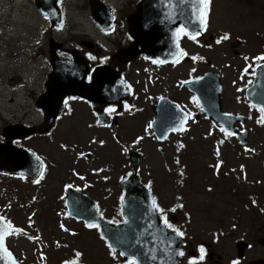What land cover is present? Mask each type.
<instances>
[{
    "label": "rangeland",
    "instance_id": "1",
    "mask_svg": "<svg viewBox=\"0 0 264 264\" xmlns=\"http://www.w3.org/2000/svg\"><path fill=\"white\" fill-rule=\"evenodd\" d=\"M70 1L72 0H68V3ZM76 1L78 7L74 5V1L70 3V9L67 7L68 17L72 5L76 7V15H78L82 0ZM94 1L88 0L90 7ZM88 3H86L88 11L84 9L82 23H80L82 9L78 15L80 29L82 31L86 29V33H90L92 29L90 19H94L92 14L90 13L92 17L89 14ZM34 7L35 4L28 3V0H0V141L2 143L7 142L10 133H23L24 127L34 122L40 123V115L37 113L35 103L42 92V83L46 81L45 71L49 65L48 63L46 66L47 47L54 38L48 31L44 33V37L41 35L40 29H45L47 22L44 23L46 20L43 15H40ZM57 10L59 13L60 10L58 8ZM206 12L208 34L213 35L214 38L219 37L221 43L217 45L212 39L199 46L195 40L192 42L186 40L183 47L191 60L156 70V74L168 72L174 78L169 82L168 93L174 98L180 96L181 104L185 108L186 106L195 108L194 112L198 110V113L200 111L197 105L195 106L194 98L174 84L198 76L211 66L220 67L224 63L235 65L238 60L236 50L255 54L256 57L264 55V52L259 53L264 51V0H208ZM68 17L66 23L71 21L72 27L70 23L66 27H70L72 32L74 21L72 17L70 19ZM80 29L78 32L82 33ZM64 33H68V29ZM64 33H60V37ZM225 36L228 38L222 39ZM60 37L58 41H62ZM128 48H132V43ZM124 53L122 59L125 57ZM122 59L120 63L126 61ZM146 66H149V63L137 59L131 69L139 68L142 71ZM228 70L232 71L233 67ZM140 71L135 74L131 82L140 98L141 109L137 112L136 120L129 124L124 123V132L121 128L118 131L116 127L104 129V199L102 197L101 201L98 200V208L109 219L116 221L121 219L117 208L120 203L119 201L117 203V198L122 194L119 181L131 170L127 152L132 148L141 154L138 167L140 178L150 183L153 195L158 201L162 200L167 205L177 201L184 207L192 232L205 238L216 235L219 243L230 244L235 239H245L253 244L259 243L261 236L264 238V128L250 124L253 132L248 144L243 146L235 143L230 149L223 147L220 153L214 146V130L210 129V123H206V120L190 119L183 134L172 135L163 143L157 142L151 133L148 121L152 119V112L148 111V107L144 110V107L154 102L156 95H167V93L161 90L164 82L159 86H153ZM56 74L57 77L58 73ZM151 89H156L157 93L149 94L151 98L148 99ZM50 101H48L49 107ZM224 106L227 108L226 105ZM62 119L64 117L59 120L60 123H64ZM68 119H65L64 124L71 127L72 123ZM60 123H57L54 129L58 139L60 133L68 132V128L62 131ZM5 129L10 130H6L8 135L3 137ZM44 129H47V126ZM56 129H60V133ZM42 137L44 141L45 137ZM56 137L46 135V141L42 143L38 136V141L30 142L34 148L31 147V150L40 155L41 160L48 155L49 162L44 160L50 163L52 155L58 157L60 150ZM68 138L73 140L69 136ZM62 141L66 143L68 139L64 141L62 138ZM30 143H27L29 149ZM24 146L26 147V141ZM36 148L42 153L37 152ZM60 151L59 155L66 159L70 155L69 151ZM56 157H54L55 161ZM46 173L47 171L44 175ZM57 174L58 167L51 169L50 175L46 177L42 175L44 178L39 179L40 183H30L26 179L23 180V176L18 177L11 171L3 170L0 173V212L9 225L20 228L18 229L20 237L16 236L15 241L12 238L14 243L8 238L7 241L10 243H7V247L9 245L8 248L12 249L15 257L18 255L16 259H20V264H66L72 259L82 264H117L118 255L106 246L98 230L74 219H57L56 210L62 203L59 198V192L62 193L61 189L59 190L60 177ZM99 193L100 191L96 189L92 190V195L95 197ZM58 223L66 228L58 227Z\"/></svg>",
    "mask_w": 264,
    "mask_h": 264
},
{
    "label": "flooded vegetation",
    "instance_id": "2",
    "mask_svg": "<svg viewBox=\"0 0 264 264\" xmlns=\"http://www.w3.org/2000/svg\"><path fill=\"white\" fill-rule=\"evenodd\" d=\"M40 1L45 10H48L53 6V0ZM72 1H74V5L78 7V2L76 0ZM72 1H70V3H72ZM141 1L142 0H95L90 7V3L86 0V3L89 5V14L94 7H99L98 9L102 10L100 3L104 5V24L94 19H90L93 31L90 29V33H86V29H84V31L80 29V23H82V17H84V9H86V3H84V0L80 1V9H82V3H84L82 15H80V9H78L80 23H78V15H76V7H74V5H72V11H74V15H76V21H74V15H72V11H70V17H72V21H74V29H76V32H74V29L70 32V27H72L71 21H68L70 27H66V25H68V23H66L68 9H70V3H68V0H54V5L60 10V21L57 24L51 23L50 18L47 15L42 14L41 10L36 5V0H28V3L31 2L32 5L35 4V10L40 12V15H43L44 20H46L44 23L47 22L45 29H40L41 35L44 37V33L48 31L51 37L54 38L47 47L48 57L44 55L47 59L46 66L48 63L49 65L46 68L47 71H45V75L47 73L45 77L46 81L42 83V92L38 95L37 99L46 92L48 75L53 70L50 62L52 56L58 58L62 62H70L71 65L66 76H57V82H60L61 79L68 80L69 77L71 90L78 91V93L79 91H82L84 95L86 93L88 94V96L71 93L64 94L58 82L57 87L59 99L57 101L61 113L54 117L52 115L48 117L45 111L36 106V109L38 110L37 113L40 115V123H31L33 126L38 127V125H40V127H42V123L44 122V127L47 126V129L42 127L43 132L40 134L35 133L30 136L12 139L14 145L20 146L22 143L21 146L23 147H25L24 142L26 141L25 148H28L27 143L38 141V136H40V141H42V136L45 137L44 141H46V135H48V137H56L54 129L56 128L57 123H60L59 120L61 118L64 117V119H62L64 123L67 118H69L68 121L72 123L71 127H68L64 123H60L62 131L68 128V132L60 133V129H56L61 136L64 135V137H62L64 141L68 139L66 143H63L61 136L60 139L56 137L59 141L58 145L60 146V150L70 152L68 158L66 159L62 155H59V152H61L59 150L58 157L52 155V161L46 163L49 162L48 159H50V157H48V155H45V157L42 155L46 162L44 159H42L43 161L40 159L42 162V171L39 178L37 180H30V178H26V176L22 175L23 180L26 179L27 182L40 183L39 179L46 171V175H50V170L58 167L57 176L60 177L58 181L59 190L61 189L62 191V193L59 192V198L62 203L58 210H56V214L58 215L57 219L59 220H63V218H67L68 220L74 219L68 214L66 206L67 192L77 196L87 195L96 205V210L99 214L102 217H106L98 208V203L102 200L100 198L103 197L104 199V129L116 127L118 131L119 128H121V131L124 132V123L129 124L134 122L137 118V112L141 109L140 98L135 92L134 85L131 83L134 80L135 74L137 75L140 71L139 68L137 70L131 69L132 64L137 59L149 63V66H146L145 69L140 71V73L144 75L153 86H159L164 82V87L161 88V90L167 93V95H156V99L154 98L155 101L148 103V106L145 105L144 110L148 107V111L152 112V115H154L153 106L158 103L160 98H166L169 101L180 105L182 109L188 113L189 120L192 118L193 120L198 121L206 120V123H210V129L214 130V146L219 153L223 147L225 149H230L235 143L240 144L239 139L236 136V130L239 132L246 131V144H248L251 133L253 132L250 124L260 125L264 128L263 113L260 111V108L253 106L246 97L247 89L252 86L253 81L257 76L256 67L259 64L264 63V59H257L258 57H256L255 54L241 53V51L236 50L235 52L238 60L235 65L224 63V65L222 64L220 67L211 66L210 69L202 72L200 75L190 78H199L209 71L217 72L219 74L222 86L220 92L222 110L233 116L239 117L234 122L233 126L236 130L233 131H227L218 123L212 124L204 116L193 94L183 85L184 81L190 79L180 80L179 83L174 85L178 86L180 90L185 91L187 94H190L189 96L194 98L193 100H195V106L197 105L196 107L199 108V113L198 110L197 112H194L195 108L188 106L185 108V106L181 104L182 98L180 96L174 98L168 93L167 89L169 88V82L174 79L168 72L156 74L157 69L163 70L164 67L175 66L186 62V60H191V57L185 52L180 58L173 62H166L165 64H161L155 58L147 56L142 52L138 53L135 57H129L128 59H126L128 54L124 53L125 57H123L126 61L120 63L122 53L120 54L119 52L130 47L131 43L134 41L129 32L128 17L137 11L138 4ZM116 3H118V6H116ZM160 7L163 9L162 6ZM86 11H88V9H86ZM70 17H68V19H70ZM76 23H78V27H76ZM86 25H88V23H86ZM88 27H90V25H88ZM64 28L68 29V33H64V31H66ZM78 29H80L82 33H79ZM207 30L206 21L203 28L194 34L188 33L182 26H179L177 29L178 41L183 49V43L186 40L188 42L195 40L196 44L199 46L208 43V40L211 41L212 39L217 45L221 43L219 37L214 38L213 35L208 34ZM60 33H64L65 36L62 35L63 38L60 37ZM58 37H60L62 41H58ZM217 41L220 42L217 43ZM61 43H63V45ZM262 52L264 51L259 53ZM261 57H264V55H261ZM124 59H122V61H124ZM151 67H153V69ZM230 67H233L232 71L228 70ZM62 72L64 73L65 69H62ZM110 80H113L112 84H109ZM60 92L61 95H59ZM152 93H157V90L151 89L148 95ZM150 98L151 96L149 95L148 99ZM224 105H226L227 108H225ZM45 106H48V104ZM82 118H84V121H82ZM151 120L148 121L151 122ZM222 128L224 129L223 131H221ZM172 135L181 134H171L170 136ZM68 136L73 140H69ZM44 141H42V143H44ZM48 143H50V141H48ZM246 144L240 145L245 146ZM32 146L33 145L30 143V150ZM101 149L102 153H100ZM32 151L34 152V150ZM36 151L42 153V151H38L37 148ZM38 157H40V155H38ZM54 157H56V161ZM58 159H60V163H58ZM69 163L70 167H68ZM47 166L49 170L47 169ZM46 175H44V177H46ZM18 176L20 177L21 175ZM64 177H66V181H64ZM142 181L146 188L151 192L153 202H155V210L158 213L161 224L170 234L178 236L181 241L179 245V256L181 258L180 264H264V238L262 236L260 242L257 244L250 243L245 239H235L230 244L219 243L216 235L209 238L200 237L196 232H192L186 218L187 215L184 212L185 209L179 202L174 201L173 204L167 205L162 200L158 201L153 195L150 183L144 180ZM94 189L100 191L96 197L92 195V190ZM121 190V197L117 198V203L118 201L120 202V206H117V208L121 219L116 221L108 218L115 224L124 221L121 212V200L123 197L122 187ZM60 209H63V211ZM2 214L3 213L0 212V215ZM74 221L76 220L74 219ZM78 222L88 225L82 221ZM57 226H60L59 223ZM94 228L100 232L98 226L95 225ZM178 232L181 233V235H178ZM22 233L25 232L22 231ZM16 236L20 237L18 228L8 238H10V241L14 238L15 241ZM10 241H8V243H10ZM14 241H12V243H14ZM105 242L106 246L118 255L119 262L117 264H129V261L132 259L125 260L123 256L120 255V252L109 247L106 240ZM16 256L18 257V255ZM71 263L80 262L76 259H72ZM66 264L69 263L67 262ZM135 264H137L136 261Z\"/></svg>",
    "mask_w": 264,
    "mask_h": 264
},
{
    "label": "water",
    "instance_id": "3",
    "mask_svg": "<svg viewBox=\"0 0 264 264\" xmlns=\"http://www.w3.org/2000/svg\"><path fill=\"white\" fill-rule=\"evenodd\" d=\"M41 3L40 0H36V5L41 12L46 14L52 23L58 22L60 18L56 6L53 4L51 8L45 10ZM100 6L102 10L94 7L91 14L96 21L104 24V5L100 3ZM204 10L199 0H142L138 4L137 11L128 17L129 32L134 40L132 48L121 50L120 54L127 53L126 59H128L130 56L143 52L157 59L161 64L174 61L182 54L178 44V26H184L190 34L198 32L203 26L200 20L201 17L203 18ZM51 64L53 71L48 76L46 92L36 101V105L43 109L48 117L56 116L60 110L57 101L59 81L57 82L56 73L64 77L71 67L70 62L63 61L56 68L54 64L58 63H54L53 59H51ZM62 69H65L64 73L61 72ZM256 72L257 76L252 86L247 89L246 96L253 106L261 109L264 108V63L256 67ZM112 83L113 80H110L109 84ZM59 84L64 94L88 96L82 91L78 93V91L71 90L69 77L68 80L61 79ZM183 85L194 94L201 111L207 118L228 131L236 130L233 125L239 117L222 111L221 81L217 73L207 72L198 79L183 82ZM46 98L51 100V109L49 105L45 106L47 105ZM53 101L55 106L52 107ZM153 112L154 116L150 126L157 141L164 142L171 133H182L185 130L188 115L178 104L166 98H160L153 106ZM6 130L10 129H5L4 134L8 135ZM35 132H40V129L24 127L23 133H10L8 137L22 138ZM236 135L240 143H246L245 131H237ZM9 138L6 143H0V170L22 174L30 179L38 178L41 163L36 155L28 149L12 145ZM129 159L132 162L133 171L120 182L123 188L122 214L125 218L122 223L114 224L102 217L97 212L94 202L87 195L77 196L67 192L68 214L76 220L97 224L108 245L120 253L123 252L122 256L125 260L133 259L137 264H180L179 245L181 241L178 236L170 234L161 224L150 192L136 173L140 163V154L131 150ZM14 229L3 218L0 219V235L3 236V243L0 245V264H20L6 244L7 237Z\"/></svg>",
    "mask_w": 264,
    "mask_h": 264
},
{
    "label": "snow or ice",
    "instance_id": "4",
    "mask_svg": "<svg viewBox=\"0 0 264 264\" xmlns=\"http://www.w3.org/2000/svg\"><path fill=\"white\" fill-rule=\"evenodd\" d=\"M199 2H200V5H201L202 9H206L207 4H208V0H199ZM200 23L203 24V18H202V17H201ZM227 38H228V37L225 36V37H223L222 39H227ZM219 42H220V41H217V43H219ZM257 59H264V57H258ZM260 111H261L262 113H264V108H261ZM223 130H224V129L222 128L221 131H223ZM153 203H154V205H155V202H153ZM0 219H2V218H0ZM88 227H95V225H91V224H89ZM177 234H178V235H181V233H179V232H178ZM2 243H3V236L0 235V245H2ZM77 255H79V254H77ZM120 255H124V253L121 252ZM181 255H182V253H181ZM129 264H135V261H134V260H130V261H129Z\"/></svg>",
    "mask_w": 264,
    "mask_h": 264
}]
</instances>
